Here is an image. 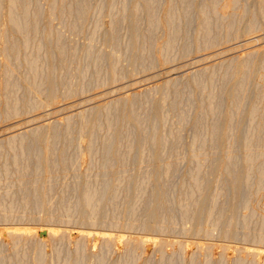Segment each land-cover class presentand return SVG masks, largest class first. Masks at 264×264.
I'll return each instance as SVG.
<instances>
[{"label":"rangeland","instance_id":"374dc122","mask_svg":"<svg viewBox=\"0 0 264 264\" xmlns=\"http://www.w3.org/2000/svg\"><path fill=\"white\" fill-rule=\"evenodd\" d=\"M13 2L0 264H264V0Z\"/></svg>","mask_w":264,"mask_h":264},{"label":"bare ground","instance_id":"6f19581e","mask_svg":"<svg viewBox=\"0 0 264 264\" xmlns=\"http://www.w3.org/2000/svg\"><path fill=\"white\" fill-rule=\"evenodd\" d=\"M8 2L9 3H11L12 4V2H13V0H8ZM14 2H15V0H14ZM13 2V3H14ZM5 5V4H4ZM14 5V4H13ZM2 7V6H1ZM6 8H7V6H5ZM1 9V8H0ZM252 43V42H251ZM49 230H47V232H48ZM24 232V231H23ZM14 233H17V232H14ZM33 234V233H32ZM52 234V233H51ZM85 234V233H84ZM22 235V234H21ZM25 235V234H24ZM29 234H27V236H28Z\"/></svg>","mask_w":264,"mask_h":264}]
</instances>
